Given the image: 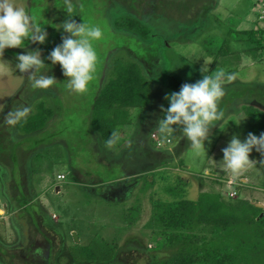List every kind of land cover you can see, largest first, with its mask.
Instances as JSON below:
<instances>
[{
	"label": "rangeland",
	"instance_id": "rangeland-1",
	"mask_svg": "<svg viewBox=\"0 0 264 264\" xmlns=\"http://www.w3.org/2000/svg\"><path fill=\"white\" fill-rule=\"evenodd\" d=\"M43 2L47 5L48 1ZM16 3L23 6L33 20L50 18L60 38L67 34L58 31L56 26L68 16L75 19L74 0H49L50 8L41 11L37 5L30 10L29 0H16ZM211 5L207 18L198 24L187 25L191 23L186 21L185 26L182 22L168 21L152 8L149 9L151 16L147 18L150 21L143 20L149 27L156 25V17L165 20H160L146 42L148 45L161 44L158 49L161 60L157 57L152 61L157 66L160 63L165 66V77L156 86L161 105L156 103L155 88L152 87L151 106L167 109L164 97L178 92L185 83L202 79L200 69L205 62L210 72L224 74L225 95L219 108L225 117L210 129L205 148L192 147L181 137L180 131L163 139L156 124L150 128L157 136L152 138L149 131L146 145L130 141L122 148L108 149L99 133L87 122L88 110L96 94L113 76L116 59L134 60L147 75L148 63L130 53L139 50L141 44L117 32L131 34L119 25L127 18H135L118 3L111 4L108 9L107 4L102 3L93 13V24L104 30V37L94 42L98 64L95 79L86 93L68 90L61 67L53 66L45 59L58 46L51 43V38L56 36L50 30L43 45L26 41L25 49L8 50L17 55L39 49L44 63L51 69L46 75L58 74L55 77L58 83L54 87L32 89L27 74L15 69V58L3 54L0 58V247L3 249L0 250V264H107L103 258L76 261L79 251L85 248L89 251L95 245L115 252L108 264H152L166 260L174 254L175 248L159 249L156 241L165 244V238L157 239L156 230L147 228L146 224L151 217V201L165 203L176 194L195 201L202 192L220 193L225 201H248L255 206L262 205L264 210V155L253 150L250 159L254 163L238 174L223 162V149L233 136L243 141L249 133L257 137L264 133V127L254 122L244 108L253 105L264 109L258 103L259 93L264 98V49L253 51L249 49L251 44L239 41L247 39L243 31L264 28V0H216ZM182 8V5L180 9L175 7L179 10L175 15L182 17ZM84 14L82 16H88ZM228 30L236 32L230 36ZM256 39H261L259 33ZM225 41L230 44V54L227 45H223ZM155 69L158 74L159 68ZM170 74V80L173 78L180 84L177 91L168 87ZM229 74L235 77L231 81L227 80ZM246 87L257 89L253 99H233L234 93ZM39 103L52 109L53 118L33 134H20L16 123L34 114ZM25 108L27 114L17 117L16 113ZM131 110L134 109L127 111ZM58 116L61 118L57 122ZM134 117L135 114L130 113V126L117 131L118 142H127L123 133L133 130ZM143 117L148 120L156 116L147 113ZM162 117L161 111L157 118ZM9 120H16V123L10 124ZM4 189L14 200L11 204L4 203L7 201ZM24 202L28 212L13 209V203ZM210 232L202 225L190 235L196 237L195 242L200 245L207 243ZM185 235L184 231L182 236ZM188 240L185 238L182 243ZM198 255L203 258V253L194 257L199 258Z\"/></svg>",
	"mask_w": 264,
	"mask_h": 264
},
{
	"label": "trees",
	"instance_id": "trees-1",
	"mask_svg": "<svg viewBox=\"0 0 264 264\" xmlns=\"http://www.w3.org/2000/svg\"><path fill=\"white\" fill-rule=\"evenodd\" d=\"M47 1L48 6L43 0H29V9L35 8V5L40 6V11L45 7L50 8L49 0ZM213 1L216 2V0H74L75 14L73 18H75V21L78 20V23L93 24V13L101 8L102 3L107 4V9L111 4H120L126 12L132 14L135 18H127L123 25H119L120 28H125L131 34L117 32L133 39L132 41L139 45L141 44L139 50L131 52L136 57L151 63V60L155 56L157 57L161 44H149L151 48L146 42L150 40L152 30L156 28L160 20H164L159 17H164L171 22H182V25L185 26L186 24L183 23L186 21L191 23L187 25L198 24L207 18ZM180 5L183 6L182 10L184 9L182 17L175 15L179 11L175 7L180 9ZM150 8L154 9L155 12H159V17L154 18L157 21L155 22L156 25L151 24L149 27L144 24L143 20L150 21L147 19L151 16V13H149ZM167 10H169L168 13ZM84 13L88 16H82ZM166 13L169 18H167ZM34 22L45 27L47 32L50 30L51 33L55 34L56 38H51L52 44L60 45L62 43V38L54 30L55 24L52 23L50 18L41 20V17H39ZM235 32L230 31L229 35L231 36ZM243 33L246 34L247 39L244 38L239 41L251 44L250 50L264 49L262 47L264 45V28L258 31L247 30ZM257 33L261 36L260 40L256 39ZM223 45H227V53L230 54V44L225 41ZM140 52L144 53L140 54ZM4 53L13 59L16 56L8 49ZM112 74L110 80L96 94L91 107V127L96 133H99L104 142L114 130H117V124L120 120L127 117L129 108H144L150 98L149 81L136 62L116 59ZM53 75L54 77L58 76L56 72ZM177 86L178 82L173 78L170 80L169 77L168 87L176 91ZM256 92L257 89L246 87L243 88V91L234 93L233 99L242 101L246 99L248 101L253 99ZM258 100V103L264 107V98L261 97L260 93ZM45 106L46 104L39 103L34 114L18 121L15 125L17 131L20 134L30 135L43 129L54 116L52 109ZM244 108L247 115L251 116L254 122L257 121L260 126L264 127V109L256 108L253 105ZM151 202L153 203L151 217L146 227L156 230V236L159 235L157 239L159 237L165 238V244L156 241L159 249L166 246L175 248L174 254L170 258L155 261L152 264H264V210L256 207L255 204L248 201H225L220 193L214 192H202L195 201L176 194L171 201L165 203L159 200H152ZM27 206L25 202L17 205L18 210L23 212H28ZM261 214L263 216L259 217ZM202 225L209 228L211 232L207 243L199 245L195 242L196 237L193 238L190 233ZM184 231L186 235L183 237L182 233ZM181 237H183L182 240L185 238L190 240L182 243ZM175 238L178 241H175ZM94 248L96 250L91 252ZM94 248L89 251L86 248L79 251L76 261H90L97 258H103V261L107 264L112 261V254L115 252L97 245ZM98 248H101L103 252ZM0 250L3 249L0 247ZM95 252L98 256L96 258H94ZM202 253L203 258L202 255H198L199 258L194 257L195 254Z\"/></svg>",
	"mask_w": 264,
	"mask_h": 264
},
{
	"label": "clouds",
	"instance_id": "clouds-1",
	"mask_svg": "<svg viewBox=\"0 0 264 264\" xmlns=\"http://www.w3.org/2000/svg\"><path fill=\"white\" fill-rule=\"evenodd\" d=\"M56 27L67 35L62 36V43L45 59L51 65L58 64L61 67L67 78L64 84L68 90L77 94L86 93L95 79L98 64L94 42L104 37V30L99 25L77 23L71 16ZM47 38L46 29L36 24L16 0H0V58L7 49H25L26 41L43 45ZM15 60V69L21 74H27L32 89L47 90L58 83L54 76L46 75L51 69L44 63L39 49L17 54ZM207 65L205 62L200 69L202 79L191 84L185 83L178 92L164 97L168 107H161L163 117L158 120L156 127L163 139L180 131L192 147H204L210 139V129L223 121L225 113L219 108V102L225 95L222 83L224 74L210 72ZM206 72L215 74L204 75ZM234 78V75H227L228 81ZM27 112L25 108L18 111L16 116L23 117ZM8 123L14 124L16 120H9ZM119 138V133L114 130L105 141V147L113 148ZM253 150L264 155V133L259 137L249 133L243 141L233 136L223 149V162L229 170L238 174L254 163L250 159Z\"/></svg>",
	"mask_w": 264,
	"mask_h": 264
},
{
	"label": "crops",
	"instance_id": "crops-1",
	"mask_svg": "<svg viewBox=\"0 0 264 264\" xmlns=\"http://www.w3.org/2000/svg\"><path fill=\"white\" fill-rule=\"evenodd\" d=\"M230 31L231 30H228V32L230 33ZM234 31V30H233ZM229 35V34H228ZM227 35V36H228ZM130 53H132L133 55H134V57L135 58H137V59H140V58H138V57H136L135 56V54L133 53V52H130ZM157 57H159V55L157 56ZM156 56L154 57V59H153V61L157 58ZM160 58V60H161V56L159 57ZM140 60H142V59H140ZM153 61L151 60V63H148V67H146L145 68V71H146V74L147 75H145V72H144V70H143V68H141L142 69V73H143V75L148 79V81H149V84H150V98H149V102H148V104H147V106L146 107H144V108H141V109H134V110H131V111H129L128 112V115L130 114V113H133V114H135V117H134V123L131 125V127L133 128V130L131 131V132H128V133H123V135H126V139H127V142H118L117 143V145H115V146H126L127 144H129L130 143V141H134V142H137L138 144H140V145H146V135H148V132L149 131H151V137L152 136H155V138H156V136H157V132L155 131V130H152L153 128H150V127H154L156 124H157V122H158V118L157 117H159V115L161 116V110H160V108L159 107H157V106H155V107H153V106H151V88L152 87H154L155 88V93H154V96H155V99H156V101H158V102H156V103H160V105H161V100H157V93H156V86L157 85H159L158 84V82L159 83H161L160 82V80L162 81L163 79H164V77H165V71L163 72V70H165L164 68H165V66L163 67V64H159V66H157L156 65V63L154 64L153 63ZM132 62H135L134 60H132ZM154 66V67H153ZM155 68H159V70H160V72L158 71V74L156 73V69ZM160 74H162V75H160ZM172 74V73H171ZM171 74H170V76L169 77H171ZM151 82L153 83V85L151 84ZM158 87V86H157ZM180 87V84L178 83V86H177V89ZM103 87H101V89H102ZM181 88V87H180ZM177 91V90H176ZM148 108V110H146ZM134 111H136L135 113H134ZM140 112V113H139ZM147 113H150V114H152V115H155L156 117L155 118H153V119H148V120H145L144 119V115L145 114H147ZM59 115H61V113L59 114ZM91 115H92V111H91V108L88 110V117H87V122H89V124L91 123ZM128 115H127V117L126 118H124V119H121L120 120V122L117 124V126H118V128H117V130L116 131H122L123 129H125L127 126H130L129 124L131 123V121H129L128 120ZM60 118H61V116H58V118H57V122L60 120ZM133 118V117H132ZM151 122V124H149ZM91 125V124H90ZM151 125H153V126H151ZM54 126V125H53ZM152 132H155V134H153ZM181 137L182 138H186V137H184L183 135H182V133H181ZM98 138V137H97ZM153 138V137H152ZM187 139V138H186ZM185 139V140H186ZM169 141H170V143H171V140L169 139ZM152 142H154V143H156L155 142V140L154 139H152ZM169 143V144H170ZM166 145H167V143H166ZM122 148V147H121ZM120 148V149H121ZM156 152V151H155ZM3 169V168H2ZM4 192H5V198L7 199V201L6 202H4V203H6V204H11V201L13 202L14 200L10 197L9 198V196H8V194H7V192H6V190L4 189ZM11 199V200H10ZM14 205H13V209L15 210V209H17L18 210V207H17V205L15 204V203H13ZM12 206V205H11ZM12 209V210H13ZM13 210V211H14ZM18 216V215H17Z\"/></svg>",
	"mask_w": 264,
	"mask_h": 264
},
{
	"label": "water",
	"instance_id": "water-1",
	"mask_svg": "<svg viewBox=\"0 0 264 264\" xmlns=\"http://www.w3.org/2000/svg\"><path fill=\"white\" fill-rule=\"evenodd\" d=\"M256 207L260 208V209H263V206L260 205V204H257ZM74 236L76 237V235L74 234Z\"/></svg>",
	"mask_w": 264,
	"mask_h": 264
},
{
	"label": "built area",
	"instance_id": "built-area-1",
	"mask_svg": "<svg viewBox=\"0 0 264 264\" xmlns=\"http://www.w3.org/2000/svg\"><path fill=\"white\" fill-rule=\"evenodd\" d=\"M168 142H169V140H168ZM59 178H63V176H59Z\"/></svg>",
	"mask_w": 264,
	"mask_h": 264
}]
</instances>
